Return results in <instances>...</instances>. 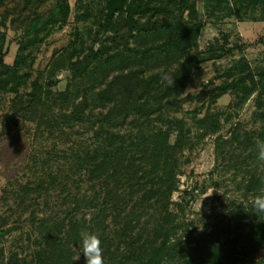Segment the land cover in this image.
<instances>
[{
	"label": "trees",
	"instance_id": "obj_1",
	"mask_svg": "<svg viewBox=\"0 0 264 264\" xmlns=\"http://www.w3.org/2000/svg\"><path fill=\"white\" fill-rule=\"evenodd\" d=\"M227 1L104 0L93 40L102 32L110 34L100 35L98 45L91 44L87 51L57 56L52 76L66 70L67 82L54 92L43 89L44 70L34 77L29 90L20 92L26 74H18L17 68L24 55L18 52L8 63L0 52V88L14 92L7 115L34 111L31 118L53 138L50 150L55 149L58 167L68 163L71 170L70 182L61 177V168L50 172L49 178L28 181L24 186L37 192L31 198L29 228L38 233L34 242L39 248L27 264H85L81 230L99 235L103 254L110 246L116 251L128 246L123 264H164V255L174 257L178 244L173 236L178 225L174 220L183 204L171 194L178 188V174L186 169L187 161L180 155L191 133L186 116L195 118L206 103L229 90L239 102L258 92V103L264 106V64L254 68L245 56L220 69L215 74L218 82L210 80L198 93L183 94L196 63L237 49L218 45L206 56L198 48L205 14L213 15ZM69 10L68 0H57L53 10L57 14L48 21L66 23ZM51 77L49 84L59 81ZM193 101L194 109L185 108ZM260 114L261 121L253 127L233 128L232 139H227L231 152L239 144L244 150L248 144L264 140V111ZM222 121L220 112H205L195 120L203 133L217 132ZM171 130L176 131L172 142ZM84 182L88 184L84 186ZM51 185L54 191L48 192ZM246 186L254 197L262 192L254 179ZM41 189L46 195L39 199ZM131 202L132 208L126 212ZM154 211L160 223L152 238L141 242ZM122 213L125 216L121 217ZM119 219L123 221L117 225ZM10 229L0 226V235ZM204 233L198 252L168 264H264L253 258L264 245V213H257L252 203L233 223L218 218ZM133 246H150L138 252L137 263L125 260L135 254ZM113 261L104 264H116Z\"/></svg>",
	"mask_w": 264,
	"mask_h": 264
},
{
	"label": "rangeland",
	"instance_id": "obj_2",
	"mask_svg": "<svg viewBox=\"0 0 264 264\" xmlns=\"http://www.w3.org/2000/svg\"><path fill=\"white\" fill-rule=\"evenodd\" d=\"M56 1L4 0L0 4L2 57L12 63L18 52L24 55V60L17 68L18 74H26L22 78L25 81L19 85L20 92L31 88V82L40 70L45 71L43 89L54 92L63 88L67 82L66 70L53 75L59 81H50L49 84L57 56L78 53L81 49L80 53L87 51L91 44L94 47L98 45L100 35L104 37L110 34L102 32L93 40L98 20L102 17L104 0H68L70 10L67 22L62 24L48 21L57 14L53 11ZM247 1L228 0L222 3L221 8H216L213 15L205 14L203 27L198 34V48L203 54L208 56L210 48L218 45L236 46L237 49L230 55L207 58L196 63L183 87V94L198 93L206 83L218 82L219 78H215V74L240 56H245L254 68L264 64V0L255 3ZM81 14L85 17L78 16ZM216 53L221 54L220 51ZM258 95V92H253L247 100L239 102L234 92L229 90L214 102L206 103L195 118L186 116L191 133L189 142L180 154L181 160L187 161L186 169L184 173L178 174V188L171 194L172 199L183 204V209L178 211L174 220L178 225L173 236L178 244L173 249L174 257L164 255L162 263L168 264L198 252L203 244L204 232H208L218 218L224 223H233L237 215L243 214L244 208L254 198L253 191L246 186L250 179L258 182L261 190H264V161L258 160L255 145L248 144L242 150L239 144L231 152L227 140L232 139L234 127L249 128L261 121L260 112L264 111V106L259 105ZM13 96L14 92L0 88V226L3 229L11 226L9 232L0 235V264H27L33 252L39 248L34 242L38 233L29 228L31 198L37 192H31V189L27 191L24 186L28 181L38 182L42 177L49 178L50 172L56 173L61 168V177L68 179L71 170L68 163L58 167L55 149L50 150L53 138L48 137L47 129L38 124L37 119L31 118L34 111L11 117L7 115ZM233 101L239 102L236 107L232 105ZM195 106L194 101L185 104V108L189 109ZM205 112L222 113V127L217 132L203 133L198 127L195 120ZM226 116H229L228 120ZM175 137L176 131L171 130L169 140L172 142ZM86 184L88 182L83 183L84 186ZM70 188L74 189L73 184ZM50 191H54L53 185L49 186ZM212 191V195L208 196ZM45 192V189H41L38 198L44 197ZM132 204L127 206L126 212L130 211ZM147 218L148 215L142 217L140 226ZM159 218L158 212L154 211L149 218L148 231L141 235V242L152 238L154 228L160 223ZM119 220L117 225L123 221ZM114 247L110 246L103 254L104 262L113 261L110 257L115 256L113 262L123 264L121 260H124L128 246H120L118 251ZM149 247L133 246L135 254L125 259L126 262L137 263L140 256L138 252ZM253 258L264 261V245Z\"/></svg>",
	"mask_w": 264,
	"mask_h": 264
},
{
	"label": "clouds",
	"instance_id": "obj_3",
	"mask_svg": "<svg viewBox=\"0 0 264 264\" xmlns=\"http://www.w3.org/2000/svg\"><path fill=\"white\" fill-rule=\"evenodd\" d=\"M173 84V79H170L169 85L173 86ZM255 149L258 160L264 161V140H257ZM212 193L213 191L208 196H211ZM252 204L257 213H264V190L252 199ZM80 238L85 264H104L102 241L99 235L87 230H81ZM79 259L80 256L77 257V260Z\"/></svg>",
	"mask_w": 264,
	"mask_h": 264
}]
</instances>
